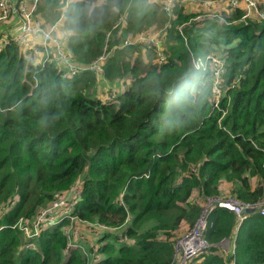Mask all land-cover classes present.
Masks as SVG:
<instances>
[{"label":"trees","instance_id":"1","mask_svg":"<svg viewBox=\"0 0 264 264\" xmlns=\"http://www.w3.org/2000/svg\"><path fill=\"white\" fill-rule=\"evenodd\" d=\"M190 1L166 12L158 0H37L32 17L59 20L54 38L73 71L24 51L7 29L16 16L0 21V264H173L203 198L264 200V20L238 21L239 6L197 20ZM152 28L160 64L155 45L144 46V61L141 48L121 43ZM108 51L96 75L87 66ZM211 53L222 61L218 99ZM98 78L116 89L112 98L100 96ZM67 190L70 218L26 237L25 220ZM102 226L88 254L72 245L84 239L80 227ZM204 235L210 246L189 264H264L257 208L239 222L216 206Z\"/></svg>","mask_w":264,"mask_h":264},{"label":"built area","instance_id":"2","mask_svg":"<svg viewBox=\"0 0 264 264\" xmlns=\"http://www.w3.org/2000/svg\"><path fill=\"white\" fill-rule=\"evenodd\" d=\"M37 0H21L18 3H13L9 0H0V21L4 22L11 16H16L19 18L21 22V32L17 34V39L20 40L22 43H27L28 41H35L39 40L40 46L43 47L44 53H50L48 49V44L50 42L54 43L56 46V54L51 53L52 55L45 56V58L49 59H56L59 58L61 61L69 65L74 70V65L71 64L59 46V40L50 36V34L43 29L40 21L35 20L32 17V11L35 8ZM159 1V0H158ZM174 0H161L162 9L166 12H169L171 9V4ZM215 2L214 0H212ZM212 1H203V4L210 5ZM218 2L221 0H217ZM243 1L246 5V13L243 17H246L248 12L251 8H254L257 12L258 17L260 20H264V7L259 4V9L256 6L255 0H225L226 4L230 8H235L239 5L238 2ZM188 3V2H187ZM240 7V6H239ZM243 14V13H242ZM242 14L240 16H242ZM249 18L243 19L244 23H247ZM146 38H150V36L146 35ZM123 44H130L128 41L123 42ZM156 45H160V41L156 43ZM157 47V46H156ZM158 48V47H157ZM97 57L95 61H93L89 66V69L95 71L96 73L100 72V68L97 62L99 60ZM163 57L160 59L162 60ZM209 59L214 61V79H213V87L212 92L216 95L219 92V79L218 75L222 68V61L221 59H215L213 56H210ZM195 66H203V62L197 59ZM200 63V64H199ZM115 95V94H114ZM113 95V96H114ZM112 96V97H113ZM103 97L109 99L112 98L110 95H103ZM59 199L53 201V203L46 207L45 209L40 211V215L37 218V222L41 221L42 219H48L49 223L54 224L59 221L61 218L64 217L61 211L62 205L58 202ZM202 202L204 205L201 209V212L194 221V223L186 230L178 239L175 241V249L173 255L174 264H189L193 257L197 256L202 250L206 249L210 246V243L207 241L204 235V230L207 225V218L210 211L215 208L216 206L225 207L234 212L239 222H241L245 218V209L246 208H257L261 214L264 215V200L260 201L259 203H248V202H240L234 198L230 197H206L203 198ZM63 203V201H62ZM55 218V221H54ZM35 221V222H36ZM54 221V222H53ZM233 246V244H232Z\"/></svg>","mask_w":264,"mask_h":264},{"label":"rangeland","instance_id":"3","mask_svg":"<svg viewBox=\"0 0 264 264\" xmlns=\"http://www.w3.org/2000/svg\"><path fill=\"white\" fill-rule=\"evenodd\" d=\"M62 1L64 4H67V2H69L70 0H62ZM150 1H153V0H150ZM174 1H177V0H174ZM203 1H212V0H198L195 3L192 1L187 3V8L192 9L196 12L195 19H197V20H200V19H203L206 17H217V16H219L218 19L220 20L224 16H229L231 13L229 10V6L226 4L225 0H221L218 3L212 1V3L210 5L203 4ZM255 1H256V6L258 9L260 8L259 4L264 7V0H255ZM159 3L162 6L161 0H159ZM237 5H239L241 7L242 13H243L242 16H239V18L237 19L238 21H243V19H246V18H251V20H256V21L258 19H260L254 8H251V10L248 12L247 16L243 17V15L246 13V5L243 1H239ZM202 10H203V13L200 12ZM52 18H53V15L47 18V22L45 25H43V24L42 25L44 26L43 29L46 30L50 34V36L56 37L55 34L58 31V27H55V24H58L59 20L56 19L55 21H50ZM12 23H13V26H12ZM166 23L164 24L165 26H166ZM116 26H117V24L114 23L112 27L114 28ZM112 27L106 31L107 38L111 33ZM7 29H9V30L13 29L15 35L20 33L21 32V22H20L19 18L17 17V18L12 19L11 23L7 25ZM150 32H152V34L150 35V38H146V36H145L146 32L145 31H139L137 33L128 32L124 37H122L121 43L123 46H125L123 44V42L128 41L130 43V46L132 45V46L141 48V52H142L141 57L144 61H146L147 55H148L146 49H150V48L145 49L144 46H147V45L148 46L149 45H155L156 46V43H158L160 41L158 36H157L160 33V31L157 30V28H152L150 30ZM25 47L26 48H24V51L28 52V54H30L31 57L35 60H39V59L41 60V58L43 56L49 55V53H44L43 47L40 46L39 40L35 41V39H33L32 41H28L26 43ZM110 52L111 51L104 52L102 57L98 58V59L99 60L106 59ZM210 55L213 56L215 59H217V56L215 54L211 53ZM162 57H164V54L162 53L161 48L159 49V47H158L157 50L156 49L154 50V52L152 54L153 59H151V60L152 61L157 60L158 63L160 64L163 62V59L160 60ZM212 65H214V61L209 59V61L207 62V66L212 68ZM94 73L96 75H98L100 72L96 73L94 71ZM108 85L109 84L107 81L98 78L96 88H97V91L99 92L101 97H103V95H106V94L110 95L112 97L115 94L116 89H114L110 92H107ZM219 95H220V89H219V92L216 93V95H215L216 99H218ZM216 104H217V102H214V105H216ZM67 194H68V190L65 191V193H62V194L58 193L57 194V196L59 195L58 196V198H59L58 202H59V204L62 205V207H64V205L66 203L65 199L67 198ZM194 195H196V194H194ZM216 196H209V197H216ZM63 200H64V203H62ZM53 201L50 204H52ZM203 205H204V202H201V209H202ZM46 207L47 206L43 207L41 210L45 209ZM66 211L69 212L70 210L67 208ZM200 212H201V210H200ZM19 221H20V219H18V222ZM25 221L27 222V226L26 227H20V229H22V231L26 237H32V238L38 236L40 234V232L43 231V229H46L51 225V223H49L48 219H46V218L42 219L39 222H37L38 220L36 222H32L31 220H28V219H26ZM54 221H55V218H54ZM87 222L88 223H86L85 225H90L91 226L90 228H93V226L97 227V225H98V224L92 223L90 221H87ZM19 224H20V222H19ZM103 229H104V226H102V228H99V229L96 228V230L90 232V230H88V229L84 230V228L80 227L77 232L81 233V236L84 239H82L83 241H81V242L72 241V245L73 246L77 245L78 248L82 249L81 251L83 253L88 254V251L84 245L85 244L91 245V243L99 237L100 231H102ZM229 243H230L229 239H224L221 241L220 244H221L222 248H224V249H231V246L229 245ZM173 264H174V261H173Z\"/></svg>","mask_w":264,"mask_h":264},{"label":"clouds","instance_id":"4","mask_svg":"<svg viewBox=\"0 0 264 264\" xmlns=\"http://www.w3.org/2000/svg\"><path fill=\"white\" fill-rule=\"evenodd\" d=\"M159 47H160V46H159ZM177 95H179V91H178ZM61 211H62V214L64 215V217L61 218V219H60L59 221H57L56 223L51 224L50 226H53V225L59 223V222H60L61 220H63L65 217H69V216H70V215H69V212L66 211V208L61 207ZM69 218H70V217H69ZM50 226H49V227H50ZM220 243H221V242H220ZM229 245H231V242L229 243Z\"/></svg>","mask_w":264,"mask_h":264},{"label":"water","instance_id":"5","mask_svg":"<svg viewBox=\"0 0 264 264\" xmlns=\"http://www.w3.org/2000/svg\"><path fill=\"white\" fill-rule=\"evenodd\" d=\"M253 210H254L253 208H246L245 209L246 212L253 211Z\"/></svg>","mask_w":264,"mask_h":264},{"label":"crops","instance_id":"6","mask_svg":"<svg viewBox=\"0 0 264 264\" xmlns=\"http://www.w3.org/2000/svg\"><path fill=\"white\" fill-rule=\"evenodd\" d=\"M12 26H13V23H12ZM15 36L17 37V34Z\"/></svg>","mask_w":264,"mask_h":264}]
</instances>
